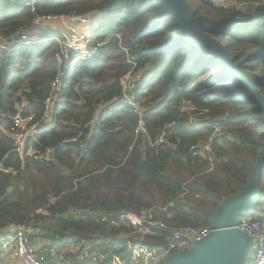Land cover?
<instances>
[{
	"label": "trees",
	"instance_id": "1",
	"mask_svg": "<svg viewBox=\"0 0 264 264\" xmlns=\"http://www.w3.org/2000/svg\"><path fill=\"white\" fill-rule=\"evenodd\" d=\"M31 1L34 11L22 0H0V35L9 37L22 29L32 36L37 31L44 38L59 37L52 28L39 26L37 18L101 13L92 41L109 43L98 55L73 66L58 62L54 41L19 46L13 52L0 49V233L10 226L29 227L31 222L49 219L51 224L39 227L34 240L52 246L56 240L75 236L109 251L120 230L101 222L103 215L118 220L123 213H140L172 202L174 207L159 215L169 225L211 226L220 205L247 187L264 150V117L244 89L224 76L218 58L182 34L162 0ZM187 2L195 17H205L212 24L206 32L218 42L227 41L225 47L239 72L254 81L264 96V7L250 5L241 11L232 6L215 7L210 0ZM118 35L138 69L152 72L136 87L146 129L139 135L137 116L123 104L101 111L92 124L98 108L123 95L121 79L130 67ZM50 54L53 62L47 58ZM58 74L62 79L59 97L64 102L55 104L52 127L40 129L27 144V150L39 154L50 150V158L22 159L3 130L12 129V117L23 102L27 105L22 116L34 115V123L41 121ZM183 101L202 113L199 120L204 125L190 124L195 112L181 113ZM118 115L129 123L116 124L122 120ZM212 122H218L220 130L212 153L204 155L202 149L213 133ZM164 133L165 143L153 146ZM57 166L70 169L71 174L61 181L67 186L50 177ZM81 166L106 169L102 177L91 180L105 179L121 187L123 201L107 208L101 199L77 197L82 184L77 182L74 189L72 183L82 178L76 170ZM210 167L213 171L207 173ZM32 175L43 180L35 181ZM51 196L57 200L50 203ZM261 196L264 202V182ZM86 203H95L103 212L98 224L87 211L78 218L70 215ZM39 210L49 216L37 214Z\"/></svg>",
	"mask_w": 264,
	"mask_h": 264
},
{
	"label": "built area",
	"instance_id": "2",
	"mask_svg": "<svg viewBox=\"0 0 264 264\" xmlns=\"http://www.w3.org/2000/svg\"><path fill=\"white\" fill-rule=\"evenodd\" d=\"M22 1H25L26 6L34 11L35 2ZM210 3L215 7L232 6L241 11L250 5L264 7V0H210ZM92 15L69 16L72 24L83 26L86 28V33L69 29L68 35H65L64 32L54 30L60 34L59 37L44 38L40 35L32 36L20 29L9 37L0 35V49L5 52H13L19 46L54 41L58 44V62L62 64L65 61L73 66L81 60H89L98 55L99 51L109 43V40L93 43L92 32L98 25L93 23ZM57 18L61 17H38L37 23L39 26L45 27L42 24L44 20ZM89 28L91 29L88 30ZM116 37L119 40V47L127 54L130 71L121 79L122 97L98 108L93 114L92 124H96L101 111L111 110L113 106L123 104L137 116L136 134L139 135L145 133L146 129L143 109L138 103L135 93L137 83L144 79L145 73L144 70L138 69L136 59L128 55L127 50L122 47V38L119 35ZM61 83V74H58L51 83L52 92L45 101V113L41 121L34 123V115L24 118L22 116L24 109L20 108V112L12 117V129L3 130L13 141L15 152L22 159L26 156L32 157L36 161L42 160L44 157L45 159L50 158V150L39 154L33 149L27 150V144L29 140L35 138L40 129L52 127L55 104L64 102L59 97ZM180 110L181 113L195 112L190 117L192 126L197 127L206 123L199 120L202 113L184 101L180 104ZM209 126L213 129V133L209 144L202 149L204 155L212 153L213 140L220 130L218 122L209 123ZM164 135L165 133L154 142L153 146L163 145L165 143ZM212 171L213 167H210L206 172ZM5 172L9 171L5 170ZM260 196L261 193L258 194V201H260ZM173 207L174 203L172 202L166 206H153L140 213L126 212L120 215L118 220H110L108 216L103 215L101 222L108 223L120 230L114 237L113 247L109 251L94 248L89 242L79 240L75 236L56 240L52 246H48L40 239L34 240L27 226H15L10 228V231L5 230L0 233V257L17 261L18 264H168L174 253L191 252L194 244L203 242L212 233L211 226L204 228L171 226L159 217L161 214H167ZM251 213L238 216L231 229L238 231L250 240L247 264H264V212L258 217L251 216ZM151 242L163 243V245L152 246Z\"/></svg>",
	"mask_w": 264,
	"mask_h": 264
},
{
	"label": "water",
	"instance_id": "3",
	"mask_svg": "<svg viewBox=\"0 0 264 264\" xmlns=\"http://www.w3.org/2000/svg\"><path fill=\"white\" fill-rule=\"evenodd\" d=\"M166 12L171 13L182 28V34L191 37L196 47L218 58L226 71L225 77L233 86L241 87L264 117V96L257 84L244 77L229 56L228 49L213 38L205 29L211 23L205 17H195L187 0H162ZM264 177V150L259 154L249 183L238 196L225 200L211 222L212 233L203 242L193 245L188 253H174L168 264H247L250 240L231 229L238 216L249 215L258 205Z\"/></svg>",
	"mask_w": 264,
	"mask_h": 264
},
{
	"label": "rangeland",
	"instance_id": "4",
	"mask_svg": "<svg viewBox=\"0 0 264 264\" xmlns=\"http://www.w3.org/2000/svg\"><path fill=\"white\" fill-rule=\"evenodd\" d=\"M42 24H44L45 27L52 28L53 30H58V31L64 32L65 35H68L69 29H75V30H77V31H79L81 33H86V28H84L81 25L72 24L71 17H69V16L68 17H64V18L61 17V18H57V19L44 20L42 22ZM34 34L39 36L40 32L36 31ZM219 42L223 46H225L226 43H227V41L224 40V39H219ZM47 58L50 60V62H53V60H52L53 54L48 55ZM26 105H27L26 102H23L20 105V108H26ZM124 123H125V121H124ZM85 167L86 166H81V167H78L76 169L77 172H78V175L82 176V178H80L79 180H77V181L72 183V186H73L74 189L78 188L77 182L82 184V186L80 185L81 188H82V192L77 194V197H79V198L81 197V199H82L83 196H88L92 200H95L96 202L99 199H101L102 201H104V205L103 206H106L107 208H110L113 205L119 204L120 202L123 201L122 199L125 197V195H124L121 187H118L113 182L107 181L105 179L99 180V178H97V180H91L92 177H99V176L102 177L103 176V172L106 169H102L101 167H92V166L90 167V166H88L87 170H85L86 169ZM70 174H71L70 169L64 168L62 166H57V168H55L54 171H53V175L51 174L50 177L55 178L56 181H58L59 183L63 184V186H67L66 182H61V181H65L64 178L69 176ZM32 176L34 177L35 181L43 180L40 175H32ZM263 182H264V180H263ZM94 186H96L98 189L97 190H93L92 188ZM90 188L93 191L92 192L88 191L89 194H87V190H89ZM48 189H51V188L48 187ZM56 200H57V198L51 196L50 199H49V202L52 203V202H55ZM94 204L91 206V203L90 204L86 203L84 206L80 207V208L83 207V209H80L79 211H76V210L75 211H71L70 215H75V217L78 218L80 215L83 214L82 211H87V213H89L96 220V223L98 224L100 216L102 215L103 212L100 211V208H98ZM143 210H145V209H143ZM263 212H264V202L262 200V196H260V201H259L256 209L254 211H252L251 216L258 217ZM38 213L42 214L43 216H46V217L49 216V214L45 210L44 211L39 210V211H37V214ZM30 217H32V216H30ZM52 221L53 220H49V219L48 220L47 219H45V220L41 219L40 221H37V222H31V224H29V227L28 226L27 227L30 230L31 229L36 230V229H40V228L43 229L44 227H47L48 225H50ZM29 223H30V221H29ZM32 236H34V234H32Z\"/></svg>",
	"mask_w": 264,
	"mask_h": 264
},
{
	"label": "crops",
	"instance_id": "5",
	"mask_svg": "<svg viewBox=\"0 0 264 264\" xmlns=\"http://www.w3.org/2000/svg\"><path fill=\"white\" fill-rule=\"evenodd\" d=\"M93 17H94V19H93V23L98 25V21H99V19H101L102 15H101L100 13H93L92 18H93ZM90 29H91V28H89L88 30H90ZM144 73H145V74H144V75H145L144 79L152 75V72L149 71L148 69H145ZM23 109H25V108H23ZM117 117H118V118L121 117L122 120H121V121L117 120V121H116V124H118V125L121 126L122 124H128V123H129L128 120H127V118H126L125 116L118 115ZM124 121H125V123H124ZM12 227H15V226H10V227H8V229H6V230H9V231H10V228H12ZM29 231H30L32 234H34V236H36L37 234H39V229H36V230H34V229H31V230H30V229H29ZM32 231H33L34 233H33ZM32 234H31V235H32ZM34 236H32V237H34ZM0 264H18V263H17V261H14V260H11V259H4V258L0 257Z\"/></svg>",
	"mask_w": 264,
	"mask_h": 264
}]
</instances>
